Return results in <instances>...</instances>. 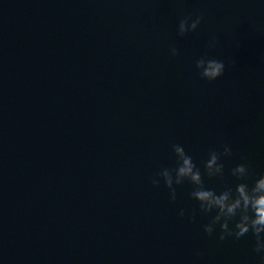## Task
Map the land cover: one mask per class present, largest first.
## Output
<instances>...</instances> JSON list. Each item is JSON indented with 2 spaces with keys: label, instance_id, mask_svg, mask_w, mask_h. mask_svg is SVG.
<instances>
[{
  "label": "water",
  "instance_id": "obj_1",
  "mask_svg": "<svg viewBox=\"0 0 264 264\" xmlns=\"http://www.w3.org/2000/svg\"><path fill=\"white\" fill-rule=\"evenodd\" d=\"M177 143L264 174V0H0V264H260L251 233L204 232L191 184L151 183Z\"/></svg>",
  "mask_w": 264,
  "mask_h": 264
},
{
  "label": "clouds",
  "instance_id": "obj_2",
  "mask_svg": "<svg viewBox=\"0 0 264 264\" xmlns=\"http://www.w3.org/2000/svg\"><path fill=\"white\" fill-rule=\"evenodd\" d=\"M204 17L191 15L180 20L178 35L183 37L189 32H195L201 25ZM219 43V37L214 36L208 42V48L214 49ZM237 47L239 45L237 44ZM170 54L178 56L179 49L170 47ZM201 79L215 81L224 75L226 65L222 60L209 56L207 53L199 57L196 62ZM234 66V63H233ZM175 154V165L164 166L154 174L151 183L159 187L161 180L170 191V200L175 202L178 198L177 186L188 182L193 186L190 196L198 201L199 213L209 217V222L204 224L203 230L212 237L219 226V240L232 237L240 238L251 233L255 238L254 251L259 254L260 264H264V174L258 175L253 183L249 179L253 173L247 163H237L230 171L238 183L225 180V164L223 157H232L233 149L224 144L223 151L212 148L208 152V159L204 161L203 171L193 157L185 150L184 146L177 143L172 145ZM205 175L209 180L219 179L222 188H210L205 183ZM214 213V215H213ZM179 215H186L181 208ZM197 211L194 209L190 219L195 222ZM197 256L201 253L197 252Z\"/></svg>",
  "mask_w": 264,
  "mask_h": 264
}]
</instances>
